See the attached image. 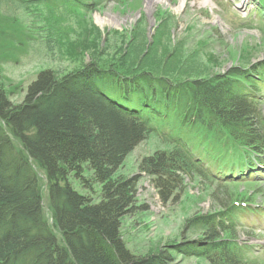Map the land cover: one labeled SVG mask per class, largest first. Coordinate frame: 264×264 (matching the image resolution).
I'll use <instances>...</instances> for the list:
<instances>
[{"label":"trees","instance_id":"1","mask_svg":"<svg viewBox=\"0 0 264 264\" xmlns=\"http://www.w3.org/2000/svg\"><path fill=\"white\" fill-rule=\"evenodd\" d=\"M54 1L88 13L96 8L84 0ZM16 2L29 3L0 0V8ZM252 2L264 22V0ZM6 18L0 17L5 61L32 41L22 23ZM168 23L162 21L153 42L144 28L137 29L125 55L123 50L107 59L98 56L64 75L40 72L18 104L0 80V264H175V255L208 264H255L245 259L248 247L237 241L234 215L236 204L254 203L246 191L252 184L232 192L242 181H223L225 171L208 170L183 136L218 150L219 161L239 155L242 179L264 163V63L213 74L195 52L185 55L184 43L165 35ZM55 34L61 39V32ZM52 41L46 40L50 51L56 47ZM165 122L174 126L171 135L159 134L167 148L143 157L137 175H117L134 148L161 132ZM85 168L93 173L90 179ZM72 173L92 196L72 187ZM143 175L164 206L179 199L187 180L215 186L212 210L185 221L183 241L146 257L132 254L121 235L124 218L147 211L137 197Z\"/></svg>","mask_w":264,"mask_h":264},{"label":"rangeland","instance_id":"2","mask_svg":"<svg viewBox=\"0 0 264 264\" xmlns=\"http://www.w3.org/2000/svg\"><path fill=\"white\" fill-rule=\"evenodd\" d=\"M23 1L29 3L20 7L16 2L9 9L0 8V17L16 18L17 24H23L32 40L19 47L22 50L19 54L6 61L0 60L3 91L15 104L24 100L28 86L41 69H56L64 75L95 63L98 56L99 59H107L114 52L123 50L125 55L137 29L144 28L147 38L153 42L165 19L170 26L165 35L168 37L171 33L175 44L184 43L185 55L195 52L200 61L213 70V74L227 71L234 65L264 63V22L251 15L249 11H255V7L249 0H186L183 7L180 0H159L151 9L148 8L150 0H84L87 4H96L89 13L79 7L71 8L72 4L68 7L69 3L54 0ZM55 31L61 32V39L57 38ZM50 38L56 45L52 51L48 47L46 49V40ZM262 107L264 110V105ZM165 123L168 126L164 130L171 128L174 131L172 122ZM174 134L180 135L177 131ZM183 138L197 153L203 151L204 161L212 163L211 160L218 159L216 153L200 146L199 140L186 135ZM166 148L167 145L156 134L151 135L128 155L117 175H137L138 164L143 157ZM92 175V171L85 168V178L90 179ZM69 183L78 193L92 196L85 182L74 173L69 176ZM250 184L252 186H247L246 191L249 190L248 194L253 196L255 205H264V176ZM94 186L99 192L100 187ZM243 186L230 188L238 194ZM185 187L177 201L164 206L150 178L141 176L137 197L140 205L147 206V211L127 216L121 227L122 239L132 254L146 257L160 248L171 249L172 245L183 241L187 219L212 210L209 195L215 186L201 180H187ZM237 217L241 222L239 241L251 248L249 258L255 260V264H264V216L246 209ZM174 259L176 264H208L204 259L182 256Z\"/></svg>","mask_w":264,"mask_h":264},{"label":"bare ground","instance_id":"3","mask_svg":"<svg viewBox=\"0 0 264 264\" xmlns=\"http://www.w3.org/2000/svg\"><path fill=\"white\" fill-rule=\"evenodd\" d=\"M157 2H159V0H150V2H149V4H148V8L151 9V8L154 6V4H156ZM185 2H186V0H180V6L183 7L184 4H185ZM178 12H179V10H178ZM102 22H103V21H102ZM45 70H52V69H41V70L37 73L36 77L38 76V74H39L40 72L45 71ZM35 80H36V79H35ZM32 82H34V80H33ZM32 82H31V83H32ZM149 87H150V86H149ZM149 87H148V88H149ZM260 169L263 170V167L260 166Z\"/></svg>","mask_w":264,"mask_h":264}]
</instances>
